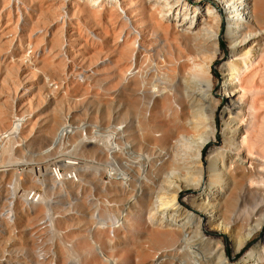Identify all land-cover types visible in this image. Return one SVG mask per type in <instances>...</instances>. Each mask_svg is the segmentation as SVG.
I'll return each mask as SVG.
<instances>
[{"label":"bare ground","instance_id":"1","mask_svg":"<svg viewBox=\"0 0 264 264\" xmlns=\"http://www.w3.org/2000/svg\"><path fill=\"white\" fill-rule=\"evenodd\" d=\"M89 1L99 5L111 18L119 14L130 29L128 33L135 34L128 36L124 32L121 35V43L115 46L113 63L118 71L105 70L104 74L131 81L134 109L132 131L140 137L143 129L154 146L148 153H137L140 156L137 160L144 161L146 166L149 163L144 172L151 179L140 176V194L143 191L147 199L136 204V200H133L132 212L138 215L144 212L143 216L153 232L163 234L169 243L167 249L155 252L138 246L144 250L133 258L135 264H264V154L248 146L251 126L255 125L257 117L253 94L262 91L254 78V63L264 52V1L138 0L139 6L147 4L157 10L155 21L150 26L141 22L142 19L138 21L133 14L129 17L131 11L123 9L124 1ZM219 4L226 9L224 18L229 42V57L220 65L222 83L219 90L220 96L227 97V107L224 108L227 117L221 129L219 145L203 154L205 145L217 135L214 114L218 100L211 81V66L219 43ZM113 25L116 27L117 24L113 22ZM59 34L56 28L52 35L53 42L59 39ZM250 46L257 47L253 51L256 53L253 59ZM243 49L250 54L246 55L247 59L239 55ZM160 62L166 63L167 67L160 68ZM153 75H157L160 80L152 81ZM248 82L254 84L252 88L247 86ZM22 90L28 88L23 87ZM140 105L152 110L149 119L141 112ZM154 112L164 113L173 128L168 130L155 123ZM103 113L107 115V109L104 108ZM11 114L10 123L0 131V135L8 139L18 138L23 144L22 134L29 127L33 113ZM56 121H60L59 126L65 125L62 117L56 116ZM59 126L56 127L51 144L58 137ZM119 128L115 126L114 130L101 136L109 140L117 136L121 143L119 146L118 143L109 141L107 144L100 140L99 143L109 154L105 162L73 157L65 160V163L80 171L85 169L87 163L95 168H104L108 177L121 185L130 181L131 175L124 167L127 160L123 159H128L124 154L129 155L132 149L126 141L123 126ZM70 131L74 132L72 125ZM155 131H158V137L153 135ZM94 137L92 134L82 137V140L91 142L95 141ZM1 147L6 151V146ZM116 151L124 157L121 158ZM112 152H116L120 162L110 156ZM50 173L56 177L53 172ZM81 179V176L77 177L79 184L82 183ZM14 180L19 182L16 177ZM190 186L198 190L197 195L188 199L191 209L186 208L179 198L180 192ZM78 197L76 193L71 202ZM24 198L28 199L27 195ZM115 204L103 196L92 204V213L78 202L73 204L69 217L71 240L65 242L61 238L57 244L58 256L66 258L65 264H131L128 256L114 258L105 252V248L113 247L114 239L118 237L114 228L124 227L128 217L122 213L103 218L96 210L104 207L107 215ZM10 206L6 203L1 210L6 220L14 219ZM86 212L93 219L92 226L78 223L79 218L87 217ZM180 214H183V220L178 218ZM205 214L208 218L203 221L202 216ZM46 219L50 220V216L47 215ZM42 221L43 218L38 222ZM210 225L220 226L229 233L234 251L239 250L254 232L261 229L262 234L235 261H230L223 252L221 239L213 240L217 260L212 262L209 255L199 251L201 245L211 242L204 237ZM108 226L104 244L99 237L101 231L98 230ZM26 245L30 250L25 254L21 250L3 253L0 264H38L35 241L30 239ZM185 245L189 247L182 249ZM46 257L53 259L56 255L50 252Z\"/></svg>","mask_w":264,"mask_h":264},{"label":"rangeland","instance_id":"2","mask_svg":"<svg viewBox=\"0 0 264 264\" xmlns=\"http://www.w3.org/2000/svg\"><path fill=\"white\" fill-rule=\"evenodd\" d=\"M120 1H124L123 9L131 11L129 17L133 14V17L138 21L142 19L141 22L147 26L154 23L157 11L154 7L147 4L141 7L138 0ZM217 9L221 13L219 43L211 66V81L218 100L214 114L217 135L205 145L203 154L219 145L221 129L227 117L224 115L227 97L219 94L222 83L220 65L229 57L227 23L224 18L226 9L220 4ZM113 22L117 24L116 27ZM56 28L59 29V39L53 42L52 35ZM127 30L130 29L119 14H114L111 18L99 5L92 4L89 0H0V131L10 123L12 112L33 113L29 127L22 134L23 144L18 138H6L0 143V258L3 253L11 251L21 250L25 254L30 250L26 243L31 239L35 241L38 264L67 263L66 258H59L57 244L61 238L65 242L71 240L69 217L73 204L78 202L84 209L88 207L89 213H92V204L103 196L117 205L110 207L107 215L104 207L97 209L98 215L108 218V215L123 213L128 217L124 227L114 228L118 237L114 239L112 248H105L107 254L120 259L128 256L131 264H135L133 258L144 250L138 246L153 252L169 247L163 234L153 232L143 216L144 212L139 215L132 212L134 203H143L147 199V194H143V191L140 194V176L151 179L144 172L149 163L146 166L144 161L137 160L140 157L137 153H148L154 146L143 129L140 137L132 131L134 109L131 81L104 74L105 70L118 71L113 64L115 46L121 43L124 32L132 36V32L128 33ZM256 46L249 47L251 55L245 49L239 55L246 59V55H250L253 59ZM160 63V68L167 67L166 63ZM254 65V78L262 91L253 94L257 117L255 125L251 126L248 146L259 154H264V52L257 57ZM153 76L152 81L160 80L157 75ZM253 85L251 82L247 83L250 88ZM23 87L28 90H22ZM104 108L108 111L107 115L103 113ZM141 109L149 119L152 110L144 105ZM153 115L154 122L160 127L168 130L173 128L164 113L154 112ZM56 116L62 117V121L67 119L73 126L70 145L65 142L51 145L56 127L60 125ZM115 126L120 127L119 129L123 126L126 141L132 149L129 155L124 154L128 159H123L127 160L126 166H123L131 175V180H127L125 185L113 182L104 168H95L87 163L85 169L80 171L65 163L64 159H74L73 157L105 162L106 155L109 154L99 142L101 140L108 144L111 141L120 146L117 136L110 140L101 137L114 130ZM92 134L95 135V141H83L82 137ZM153 135L158 137V131ZM18 141L19 146L15 147L13 143ZM1 145L6 146V151H3ZM116 152H112L115 155L110 153V156L120 162ZM120 157L123 158L121 155ZM51 166L57 169L58 176L55 175V178L50 173ZM79 176L82 177L81 184L77 180ZM15 177L17 180L20 178L19 182H15ZM76 193L79 199L72 203L71 199ZM197 193L198 190L191 186L184 188L179 195L180 202L191 209L188 199ZM25 195L28 199L24 198ZM133 200L136 201L133 203ZM6 203L12 207L13 220H6L1 214ZM86 214L87 217L79 218L78 223L92 226L93 219L87 212ZM47 215L50 220L46 219ZM202 217L203 221L208 218L206 214ZM42 218L43 221L38 222ZM178 218L183 220V214ZM108 229L109 226L98 230L101 231L99 237L104 244ZM261 234V229L254 232L239 250L234 251L229 233L220 226L210 225L204 237L211 242L201 245L199 251L216 262L217 249L213 240L219 238L223 252L230 261H235L243 256L245 250ZM187 247L189 245L182 249ZM50 252L55 253L56 257H46Z\"/></svg>","mask_w":264,"mask_h":264},{"label":"built area","instance_id":"3","mask_svg":"<svg viewBox=\"0 0 264 264\" xmlns=\"http://www.w3.org/2000/svg\"><path fill=\"white\" fill-rule=\"evenodd\" d=\"M69 124L72 125L70 122L67 121V119H65V125H62L59 127L58 130H60V131H59L58 137L56 138V140L54 142H52L51 145L62 143V142H65L66 145L71 144L72 132L70 131V125ZM68 125H69V128H68ZM5 139L6 138L4 136L0 135V143H2ZM13 144L15 147L19 146V145H17V144H19V141L14 142ZM64 160H67V159H64ZM50 169H51V172H53L55 175L57 174V169L54 166H51ZM31 194H32V192H31Z\"/></svg>","mask_w":264,"mask_h":264}]
</instances>
